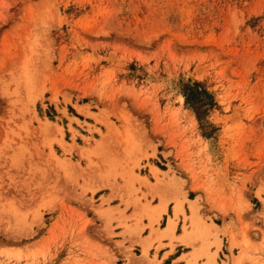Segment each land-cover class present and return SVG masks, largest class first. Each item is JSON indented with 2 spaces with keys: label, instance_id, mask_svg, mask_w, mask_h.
<instances>
[{
  "label": "rangeland",
  "instance_id": "obj_1",
  "mask_svg": "<svg viewBox=\"0 0 264 264\" xmlns=\"http://www.w3.org/2000/svg\"><path fill=\"white\" fill-rule=\"evenodd\" d=\"M180 214L264 228V0H0V264H94L116 228L143 259Z\"/></svg>",
  "mask_w": 264,
  "mask_h": 264
},
{
  "label": "crops",
  "instance_id": "obj_2",
  "mask_svg": "<svg viewBox=\"0 0 264 264\" xmlns=\"http://www.w3.org/2000/svg\"><path fill=\"white\" fill-rule=\"evenodd\" d=\"M154 205L159 206L160 201L158 200ZM172 206V208H171ZM174 204L172 202L168 203L163 213L161 214V220H164L166 217L165 212H170V209H173ZM189 208V204H184V209L187 211ZM158 207L157 210H159ZM131 211V210H130ZM173 211V210H172ZM222 218V222L218 223L213 218L212 220H206V223L209 225V229L211 232H218L217 234L212 235L208 240L204 238L196 239L194 234L190 235V233H185L182 228V223L184 222L183 215H179L177 225L171 229L168 233L156 232L153 235V239L146 240L145 243L149 246V256L144 257L143 259H138L137 257H131V259L125 256L122 264H187L185 255L189 253H202L204 251L205 246L209 241H215L216 244L219 243V240L222 239L223 246L218 250V257L223 260L222 254H230V249H232V253L234 256H237V260H232L228 264H264V228L262 227L260 231L256 230L255 225L250 222V225L244 226L237 224L236 227H229L228 223L231 221L232 214L223 216L218 215ZM171 217L174 218L172 215ZM234 219L237 220L236 216ZM147 220L144 219V223ZM166 226L168 225V217ZM264 223V220H263ZM169 225V229L171 227ZM163 227L160 226V230ZM146 230V229H145ZM218 230V231H217ZM227 236H224L225 232ZM121 228L114 229V234L110 238L109 235L105 232L99 235L96 238L95 243L88 246V253L92 255V259H94V264H114L115 260L113 259V255L115 258H120L122 253H130L127 247L137 248L139 243L138 240L140 238H146L148 234H142L140 238L138 236L130 237V234L123 235ZM230 233H233L235 240L232 247H230ZM247 234L251 240V243L247 242L244 239V234ZM168 234V235H166ZM228 244L226 243V240ZM216 245L211 248V252L215 251ZM225 247V249H224ZM134 252V249L131 251ZM155 256H157V261H155ZM91 257V256H90ZM217 258L218 264H222L220 259ZM204 259H198V262L201 263Z\"/></svg>",
  "mask_w": 264,
  "mask_h": 264
},
{
  "label": "trees",
  "instance_id": "obj_3",
  "mask_svg": "<svg viewBox=\"0 0 264 264\" xmlns=\"http://www.w3.org/2000/svg\"><path fill=\"white\" fill-rule=\"evenodd\" d=\"M200 87V84L199 83H196L193 87H192V90L190 91V93L187 94V100L190 101V102H196V101H199L200 99H195V97L197 95H201L205 92H207L205 89H202Z\"/></svg>",
  "mask_w": 264,
  "mask_h": 264
},
{
  "label": "bare ground",
  "instance_id": "obj_4",
  "mask_svg": "<svg viewBox=\"0 0 264 264\" xmlns=\"http://www.w3.org/2000/svg\"><path fill=\"white\" fill-rule=\"evenodd\" d=\"M164 203H165V202H164ZM164 203H163V204H164Z\"/></svg>",
  "mask_w": 264,
  "mask_h": 264
}]
</instances>
